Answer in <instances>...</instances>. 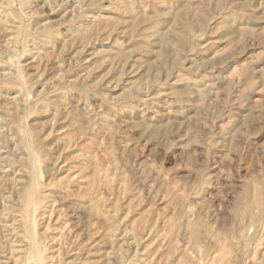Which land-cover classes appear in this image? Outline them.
<instances>
[{
    "label": "rangeland",
    "instance_id": "rangeland-1",
    "mask_svg": "<svg viewBox=\"0 0 264 264\" xmlns=\"http://www.w3.org/2000/svg\"><path fill=\"white\" fill-rule=\"evenodd\" d=\"M0 264H264V0H0Z\"/></svg>",
    "mask_w": 264,
    "mask_h": 264
},
{
    "label": "bare ground",
    "instance_id": "bare-ground-1",
    "mask_svg": "<svg viewBox=\"0 0 264 264\" xmlns=\"http://www.w3.org/2000/svg\"><path fill=\"white\" fill-rule=\"evenodd\" d=\"M221 0H218V2H220ZM178 16V15H177ZM177 20H178V22H180L181 20H182V18L181 17H179V18H177ZM185 27H186V29L188 28L187 27V25H185ZM180 40H182V37H180ZM206 96V95H205ZM203 98H205V97H203ZM33 249H34V247H33Z\"/></svg>",
    "mask_w": 264,
    "mask_h": 264
}]
</instances>
